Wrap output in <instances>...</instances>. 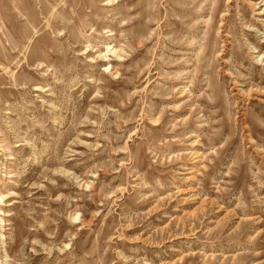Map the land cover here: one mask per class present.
<instances>
[{"label": "rangeland", "instance_id": "rangeland-1", "mask_svg": "<svg viewBox=\"0 0 264 264\" xmlns=\"http://www.w3.org/2000/svg\"><path fill=\"white\" fill-rule=\"evenodd\" d=\"M0 264H264V0H0Z\"/></svg>", "mask_w": 264, "mask_h": 264}]
</instances>
